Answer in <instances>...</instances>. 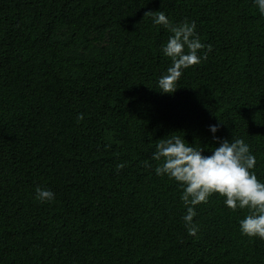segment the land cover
<instances>
[{
	"label": "trees",
	"instance_id": "1",
	"mask_svg": "<svg viewBox=\"0 0 264 264\" xmlns=\"http://www.w3.org/2000/svg\"><path fill=\"white\" fill-rule=\"evenodd\" d=\"M158 12L195 21L212 46L170 94ZM177 135L206 156L243 139L264 182L254 0H0V264H264V240L240 231L248 210L219 194L195 206L188 234L183 188L151 159Z\"/></svg>",
	"mask_w": 264,
	"mask_h": 264
},
{
	"label": "clouds",
	"instance_id": "2",
	"mask_svg": "<svg viewBox=\"0 0 264 264\" xmlns=\"http://www.w3.org/2000/svg\"><path fill=\"white\" fill-rule=\"evenodd\" d=\"M254 2L264 15V0ZM147 14L152 16L154 24L162 25L172 33L162 49L171 59L172 66L159 78L158 86L163 93H174L183 69L201 64L202 58L198 53L206 47L203 54V60H206L212 46L200 41L195 21L173 24L163 12ZM78 119H83V114ZM210 129L215 133L218 125H212ZM202 151V148H194L177 135L159 139L151 156L152 160L160 162L155 168L156 174L167 175L183 188L181 199L187 209L183 220L188 234L195 236L198 231V226L193 223L195 206L207 203L210 196L219 194L232 211L248 210V214L239 221L241 233L264 240V182L252 171L256 158L249 146L243 139H225L213 149L212 155H203ZM144 165L150 167L148 161H144ZM124 166L123 163L118 164L117 170ZM35 191L36 199L42 203L55 199L51 190L37 187Z\"/></svg>",
	"mask_w": 264,
	"mask_h": 264
}]
</instances>
